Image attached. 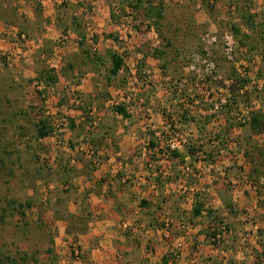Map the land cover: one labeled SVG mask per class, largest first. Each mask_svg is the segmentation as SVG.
I'll list each match as a JSON object with an SVG mask.
<instances>
[{
    "label": "rangeland",
    "instance_id": "obj_1",
    "mask_svg": "<svg viewBox=\"0 0 264 264\" xmlns=\"http://www.w3.org/2000/svg\"><path fill=\"white\" fill-rule=\"evenodd\" d=\"M148 1L157 3L160 0ZM162 1L164 18L156 23L154 17L145 19L142 16L144 11L132 9L128 0H65V4H60L56 12L61 15H46L48 18L53 17L50 22L55 27H45L48 24L46 18L39 14L37 16L40 21L37 29L33 30L27 27L25 15L22 14L24 5L18 0H0V155L3 160L0 164V256L17 258L20 264H147V261L134 256L137 247L148 244L147 237L142 236L139 241L134 238V225L128 229L131 234H121L127 230L124 228L115 231L123 237H129L125 240L117 238L112 232V243L102 240L105 231L99 234L100 237L92 234V231L99 228L100 223L96 222L103 219V214L92 211L94 199L91 200L86 193L92 189L85 181L91 172L88 160L91 157L87 154H92L95 148L91 146L93 142L103 144V133L114 145L122 139L117 133L119 129L132 128L133 125L140 129L134 136L139 141L138 148L134 152H128L125 148L121 156L125 162L133 157L138 162L119 164L129 170L127 176L130 178L124 181V170L123 174L116 176L115 183L116 187L123 186L121 189L127 192L125 197L132 205L129 209L131 212L142 197L138 196L134 187L138 183L137 168L145 165L142 158L145 143L149 138L157 140L162 136L167 111L180 117L184 112L194 114L196 123L190 124V120L185 122L182 117L186 134L191 137L193 144L204 146L205 153L211 149L215 151L209 160L220 165L221 174H215L212 170L200 174L198 170L202 172V169L197 166L199 161L193 156L192 160L197 162L190 178L192 185L197 182L199 193L208 192L211 202L217 197L210 196L209 191L213 187L219 190L217 193L221 199L229 201L233 193L245 203L246 197L241 198L237 193L241 181L236 183L231 180L236 175L235 171L243 177L248 176L250 165L244 151L249 150L255 156L257 166L264 175V132L251 137L248 126H242L237 119L234 125L227 124L224 114L212 117L216 121L208 124L207 135L201 137L195 132L196 125L202 127L212 119L203 114V111H211L210 105L215 103L207 93L212 91L214 96L226 98L230 94L227 78L233 67L238 72L242 67H247L253 80L252 86L248 87L252 93L251 98L244 97L240 101V105L246 108L245 116H250L253 111L264 112V41L260 36L264 29V0ZM76 11L79 13L76 14ZM249 14L255 16L256 33L247 29ZM125 24L130 25V28L124 30ZM8 25L19 27L36 44L27 55L21 54L19 64L14 67H7L3 58L4 50L12 47V37L4 33ZM233 26L241 27L245 33L249 31L254 34L249 40L251 52L250 47H241ZM84 34L86 37L81 46L79 41ZM94 46H97L95 52L102 59L97 65L84 52L85 49L93 51ZM228 47L234 48L233 60L226 55ZM58 49H61L63 66L58 72L53 70L58 76L57 82L46 85L41 78V71L50 68L48 60ZM110 50L125 53L128 60L139 52L143 56L136 74L147 82L143 84L141 79L135 82L140 87L137 99L143 98L144 105H135L128 119L115 112L114 106L123 104L122 94L127 91L134 74L125 64L123 70L108 82L106 74L111 66ZM207 63H212L213 68H209ZM93 71L97 74L96 80L88 79L89 82L86 74ZM77 99L79 104L75 102ZM186 101L188 105H185ZM141 113L146 116L143 118ZM40 119L47 120L52 127L56 119L67 124L61 131L40 138L36 126ZM142 119L145 120L143 123ZM233 127L236 129L232 130ZM240 128L244 130L237 134ZM219 130L222 131L219 133ZM108 142L105 140L106 145ZM260 150L263 154L259 153ZM73 158L83 161L78 163ZM260 159H263L262 163H259ZM99 160L100 157L96 156L94 161L98 164ZM179 168H172L175 174L173 177L167 174L158 180L163 185H160V197L161 191L165 193L164 197H169L166 206L172 210L171 218L175 220L180 216L181 204H185V194L179 191L175 181L180 176L182 180H189L185 174L177 176V172L181 171ZM77 175H80V179ZM203 177L204 181L200 184L198 180ZM214 179H219L220 184L217 185ZM255 181L252 182L258 185L257 195L254 198L248 196L246 205L256 203L258 207L264 208V184L261 182L260 186L258 180ZM102 183L94 184L101 187ZM144 191H147L146 188ZM154 191L158 193L157 188ZM27 202L31 204L30 207ZM235 203L238 208V202ZM21 204L26 206L23 208ZM224 211L212 220L206 219V224L214 229L216 219L227 225L231 223L227 219L233 215L230 212L224 215ZM237 211L242 215L248 214ZM250 214L245 220L239 221L258 223L261 220L255 212ZM74 215L88 217L86 233L68 231L73 225L82 226V222H77ZM161 231L162 228V239L167 241H174V235L178 234V230H172L171 237L166 239ZM183 231L187 235L195 233L186 228ZM225 231L222 242L230 233L228 229ZM249 232L242 231L246 242L249 236H245V233ZM79 235H85L89 239L87 247H91V250L98 248V253H92L88 248L82 250V246L81 257L76 258L71 245L79 241ZM176 244L171 246V251ZM126 246L132 250H127ZM24 255L27 257L26 262L21 260ZM237 264L247 263L240 261Z\"/></svg>",
    "mask_w": 264,
    "mask_h": 264
},
{
    "label": "crops",
    "instance_id": "obj_2",
    "mask_svg": "<svg viewBox=\"0 0 264 264\" xmlns=\"http://www.w3.org/2000/svg\"><path fill=\"white\" fill-rule=\"evenodd\" d=\"M65 0H18L23 6V15H25L27 27H32L33 30L37 29L38 22L40 21L39 17L37 15H44L45 21H47V25L45 27L52 28L55 27V24L50 22L53 20V17L48 18L46 15H61L56 13L58 11V7H60V4L64 5L63 3ZM100 4V1H99ZM100 9V8H99ZM82 8L80 9V12H82ZM40 11V12H39ZM49 12V13H47ZM79 11H76V14H78ZM68 15V14H66ZM44 21V22H45ZM74 38V34H72V39ZM116 51V50H114ZM94 66V65H93ZM96 70V68H94ZM121 72V71H120ZM119 72V73H120ZM89 72L86 74L87 80H96L97 74L95 71L93 73ZM228 79V78H227ZM88 80V81H89ZM90 82V81H89ZM229 83L230 81L227 80ZM226 82V83H227ZM95 95V93H94ZM186 105V104H185ZM211 110V109H210ZM77 112H80L77 110ZM205 116H211V111H203ZM92 113V110H91ZM186 113V112H185ZM142 114V113H141ZM184 114V113H183ZM121 115V114H120ZM190 115V121L195 122L197 119L194 117V114ZM122 116V115H121ZM143 118L146 116L145 114L141 115ZM131 117V116H130ZM180 126L183 130L186 131L184 119L182 120V116H178ZM194 117V118H193ZM124 118V117H123ZM129 118V117H128ZM125 118V119H128ZM167 118V115H165V119ZM221 120V119H220ZM145 121V120H144ZM142 119V122H144ZM213 121H216L214 118L211 119L210 122L204 123V126L199 127V125H196L197 128L195 129V132L197 133V136H204L208 133V124H212ZM225 121V120H224ZM166 122V120H165ZM163 123V128L164 124ZM187 122V121H185ZM220 122V121H218ZM76 123V122H75ZM196 123V122H195ZM74 124V122H72ZM77 124V123H76ZM194 124L191 126L193 127ZM141 126V125H140ZM148 124H146V127ZM143 128V126H141ZM236 128L233 127L232 130H235ZM244 129H247V127H244ZM243 128H240V131L237 134H241L244 130ZM137 131H140V129H137L135 125L132 126V128H125V129H119L118 134L122 137L120 142L116 144L111 145V140L108 137H104V133L101 136V141H103L102 145H97V143L93 142L92 147H95L92 151V154H87V156H90L91 158L89 160V164L91 167V172L87 175L85 181L86 184H89L92 189L88 190L86 193L89 195L91 200L94 199V207L92 206V211L95 214H103V219L101 221H98L96 223H100L99 228L97 230L92 231L93 235L99 236L100 233L104 232V242H114L112 239V236L115 233V236L121 240H125L129 237H123L120 233L115 232L118 228H124L123 223L127 222L129 224L128 228L125 231H122L121 234L128 233L131 234V230H128L131 226H135V233L134 238H137V241L142 238V236L147 237L148 244L144 245V247H137L138 250L134 252V256L138 257L139 260L147 261V264H160L165 256L172 255L171 252V246L174 243H178L179 241L184 242L183 247L181 248V258L175 259L176 262L170 261L168 264H233V261L237 262L245 261L247 264H264V208L258 207L256 203H252V207L249 205H246V199L248 196L256 197L257 195V189L256 187L258 185H255L252 181L254 180L253 177H251V168H253V164L249 162L250 169L248 170V176H242L241 174H237L231 179L233 182H239L241 181V184H239L237 193L240 195L241 198H245V203L241 200H238L235 194L231 193L229 197V202L225 199H221L218 196L219 190L214 189L213 187L208 189L210 192V196L214 195L216 199L211 202L209 200L208 192L205 191L204 193H199L200 188L196 184L192 185L193 183L190 182L191 176L193 174H187L181 170L180 162L181 159L178 156L171 155V158L169 160H166L162 155L166 151L163 144H165V141L163 140L162 136L156 139H148V141L145 143L144 147V156L142 158L145 160V165H141L137 168V185L134 187L136 188L138 196H142L141 199L136 203V207L130 212V208L132 205H130V201L126 199L125 196L127 192L123 191L121 187H116V176H120L124 173V170L126 174L124 173L123 179L125 181V178H130L127 176V173L129 170L124 169V167L120 166L119 164L127 162L134 163L138 162L133 156V158H129L127 162H125L123 159H121V156L123 155V151L126 148L128 152H134L137 147V144L139 141H136L135 134ZM222 131V130H221ZM218 131L219 133L221 132ZM217 132V131H216ZM212 133V132H211ZM218 133V134H219ZM263 134V133H262ZM163 135V132H162ZM220 135V136H219ZM218 136L221 137V134ZM105 140H109L108 144L106 145ZM191 143V139L189 144ZM105 144V145H104ZM159 145L155 147L154 145ZM188 144V145H189ZM154 146V147H153ZM101 149V151H100ZM179 152L182 154H186L185 157H190L191 160L193 159V156H191L190 153H187V145L182 148ZM95 154L100 157L99 163L95 164L94 160ZM197 156V155H196ZM194 156V157H196ZM86 157V156H85ZM87 158V157H86ZM125 158V157H124ZM76 160L78 163H80L83 160L80 159H72ZM73 161V162H74ZM194 165L197 161L192 160ZM172 165L176 168H179V172H177V176L180 174H185L189 180L187 179L182 180L181 176L178 181H175L177 185V188L179 189V185L181 183H184L187 185V187H195V191H188V192H182V194H185L184 200L185 204H181V211L180 216L177 217V219L171 218L172 210L167 207L166 204L169 203V197H164L163 194H165L163 191H161V197L159 193L160 185H162V182H158L160 176H168L171 178L175 174L173 173ZM101 166V167H100ZM118 166V168H116ZM198 167H200V164H197ZM104 168L105 170L103 171ZM155 168V169H154ZM200 174H204V172H201ZM205 176V175H204ZM78 179H80V175H77ZM248 177L252 178L250 180ZM263 178V175H261L257 180L259 185L261 186L260 182ZM203 178L199 179L198 181L201 184V181H204ZM220 179V178H219ZM219 179H214L215 183L219 185ZM161 180V179H160ZM255 181V180H254ZM96 182H103L102 186L96 187L94 183ZM256 182V181H255ZM120 184V182H117ZM85 184V185H86ZM142 184V187H141ZM96 188V189H95ZM144 188H146L147 191H144ZM157 188L158 193L155 194V191L153 192V189ZM171 188L173 189V186L171 185ZM176 189V187H175ZM174 190V189H173ZM152 193V194H150ZM155 194V195H154ZM176 194V193H175ZM187 194V195H186ZM202 197V199L205 201V209L202 210L201 215L194 216L193 210L195 208V202L197 201V197ZM209 200V201H208ZM107 203L105 204V202ZM146 201L148 202V205L146 207H143L141 202ZM100 202H102L100 204ZM211 204H210V203ZM238 202V208L236 206V203ZM230 203V204H229ZM244 207V210H243ZM235 208V209H234ZM246 208V209H245ZM208 209L213 213L214 215L208 212ZM240 210V212H246L248 214L238 213L237 210ZM226 210L227 212H225ZM224 211V215H227L228 212L232 214L233 216L229 217L227 219L231 223H229L227 226V229L230 230V233L228 235V238H224L225 240L222 242L219 241L218 243H215L210 238V233L213 231L212 226L210 224H206L208 218L211 220L215 216H220V212ZM248 211V212H247ZM175 212V211H174ZM256 213L259 218L261 219L258 223H252L244 222L242 223L239 220H245V217L247 218V215L250 213ZM263 212V213H261ZM262 214V215H261ZM251 215V214H250ZM164 217V218H163ZM171 218L173 223L171 227H173L172 230H178L176 235H174V241H167L162 239L160 235V228L163 227L165 218ZM128 218V219H127ZM131 218V219H129ZM126 219V220H125ZM210 222V221H209ZM255 222V221H254ZM156 228V229H155ZM184 228L188 229L189 231L195 232L193 234H185ZM243 230H250L249 233H245V236H249V242L247 244L244 243L245 237H242V231ZM124 232V233H123ZM85 236V235H84ZM82 235H79V241L81 244V247L88 248L87 250H90L92 253H96V250L98 248H95L91 250V247H87V243L89 242V239L84 237ZM100 237V236H99ZM186 237L185 239H183ZM187 239V240H186ZM139 242H137L138 244ZM102 245V242L101 244ZM112 245V244H110ZM127 250H132L130 247L126 246ZM98 253V252H97ZM96 253V254H97ZM130 253H132L130 251ZM226 256L230 261L227 263L228 259H226ZM136 257L135 260H136ZM173 257V256H172ZM174 259V258H173ZM250 262V263H249ZM137 263V261H136ZM128 264H133L132 262H129Z\"/></svg>",
    "mask_w": 264,
    "mask_h": 264
},
{
    "label": "trees",
    "instance_id": "obj_3",
    "mask_svg": "<svg viewBox=\"0 0 264 264\" xmlns=\"http://www.w3.org/2000/svg\"><path fill=\"white\" fill-rule=\"evenodd\" d=\"M129 2V6L132 9H135L138 11H144V15H142L145 19H150L152 17L156 18V23H159L163 18H164V3L162 0H160L159 2L155 3V1H148L146 2V0H128ZM136 18H138V16H136ZM246 24L248 25L249 30L253 31V33L255 32V16L254 14H249L248 18H247ZM264 26V23H263ZM233 32L235 33L236 37H238L239 39V43L241 45L242 48L245 47H250V52L252 51V47L250 46V39H252L254 37V34L251 32L249 33V31L247 33L243 32L241 27L238 26H233ZM256 33V32H255ZM264 34V29L263 31L260 32V36L261 39H263L264 41V36L262 35ZM85 34L81 36V40L79 41V43L81 44V46L84 45V40H85ZM96 41H98V39H95ZM167 43L169 44L170 41L168 40ZM86 56L89 57L90 60H92V62L95 63V65L99 64L98 62L101 61L102 59L100 57H98L97 53L93 50L90 49H85L84 50ZM94 52V53H93ZM109 56L111 58V66L108 67V71L106 74V80L108 82L112 81V78L116 77L120 71L123 70V68L125 67V60L124 58L121 56V53L118 51H114V50H110L109 51ZM247 67H245L246 69ZM246 71L249 73L248 69H246ZM41 78L43 79V81L46 83V85H51L57 82L58 80V76L55 74V72L52 69H43L41 71ZM228 80L229 82V91L230 94L227 95L226 101H224L221 105V107L214 111V104H211L210 107L212 109V113L210 114L211 118L212 117H217L220 115H225V120L227 122V124H231L234 125L233 122L234 120L237 119L238 120V116L237 113L240 112L239 108L242 106L240 105V101L243 100L244 97H246L245 99H249L251 98V91L250 89H248L249 86H252L253 84V80L252 78L248 75L244 76L241 73L238 72L237 69H235V67H233L232 72L228 75ZM256 86V85H255ZM233 102V104H230V102ZM233 105L236 106L235 109H233ZM115 108V112H117L118 114H121L122 117L124 118H128L131 116V114L129 113V111L127 110L126 106L124 104H118L114 106ZM226 110V111H225ZM236 110V111H235ZM184 121H188L190 119V115L189 112H184V114L182 115ZM246 117V116H245ZM209 118V117H208ZM239 123L242 126H248L249 127V136H255L257 134H261L264 132V112L262 111H258V112H252L250 116L246 117V121L245 122H241L239 121ZM37 130H38V136L40 138H46L48 137L51 133H52V126L48 124L47 120L45 119H40L37 122ZM51 126V127H50ZM220 136V135H219ZM155 147L159 146L154 145ZM153 146V147H154ZM257 148V147H256ZM187 153H190L191 156H196L197 160L198 158H204V160L211 162V163H215V161H210L209 158L211 156H213V154H215L214 149H211L209 151V153H205L204 152V146H196L195 144H193L192 142L187 145ZM261 154H263V151L260 150ZM172 155L174 156H178L181 160H184V156L186 155L185 153L182 154L179 151H173ZM244 155L245 158L247 157V160L249 162H251L253 164V169L251 170V177L254 178V180H257L261 175H263V172H261L260 168L257 166V161H255V156L251 155L249 150L244 151ZM97 155H95L96 158ZM3 162L2 157L0 155V164ZM263 159H260L259 163H262ZM94 163L96 164L97 162L94 161ZM229 202V201H228ZM28 207L31 206L30 203H26ZM143 207H146L148 205V202L146 201H142L141 202ZM230 204V203H229ZM25 204H21V207H25ZM205 209V201L202 199V197H197V201L195 202V208L193 210V215L194 216H199L201 215L202 210ZM208 212L210 213L211 211L208 209ZM24 214V213H23ZM213 214L214 212L210 213V215ZM74 218L77 219V222H82V226H77V225H73L71 226V228L68 230L69 232H77V233H86L87 232V224H88V217H78L77 215H74ZM218 219H216L217 222ZM215 223V222H214ZM221 223H224L223 221H221ZM219 231L215 230V231H211L210 233V238L212 239L213 242L218 243L220 239H217V233ZM221 232V231H220ZM223 238H221L222 240ZM77 241V240H76ZM79 242V241H77ZM80 250H81V245H80ZM52 252V250L50 251ZM74 254V251H73ZM173 255H168L165 256L162 260V262L160 264H168L170 261L172 262H176L172 257ZM81 257V255H80ZM21 260H23V262H26L27 257L26 255H24V257H21ZM0 264H20L19 260L17 258L11 257L9 255H7L6 257L0 256ZM24 264V263H23Z\"/></svg>",
    "mask_w": 264,
    "mask_h": 264
},
{
    "label": "built area",
    "instance_id": "obj_4",
    "mask_svg": "<svg viewBox=\"0 0 264 264\" xmlns=\"http://www.w3.org/2000/svg\"><path fill=\"white\" fill-rule=\"evenodd\" d=\"M75 1H78V0H75ZM123 28L124 30H127L130 28V25L125 24ZM4 33L12 37V41H11L12 47L5 49L3 53L4 63L7 67H14L17 64H19L21 54L27 55L31 49H34L36 47V44L26 32L22 31L17 26H13V25L6 26L4 29ZM97 49H98L97 46L93 47L94 51H96ZM60 53H61V49H58V52L55 53L54 56L50 57L48 60V64L50 68L52 70H55L56 72L60 71L63 66V59ZM226 55L229 59L233 60L235 56L234 48L228 47L226 50ZM121 56L124 58L125 64L127 65L130 72L134 74L132 78L130 79V82L128 83L127 91H125L122 94L123 100H124L123 104L126 106L129 113H133L135 110L134 109L135 105L137 104L144 105L143 98L137 99L140 87L139 85H137L138 83H136L140 79L141 81H143V84L147 82V80L143 79V77L141 76L138 77L136 74V72L139 69L140 63L142 62L143 56L141 52L136 53V55L131 60H128V57L125 55V53H121ZM207 66L209 68L210 67L213 68L212 63H207ZM212 70L213 69H211V72ZM239 72L244 76L249 74L244 67L239 69ZM211 92L212 91H209V93H207V96L210 97L211 101L215 102L213 104H214V111H216L221 107L222 103L226 101V97L214 96V94ZM75 102L76 104H79L80 101L77 99ZM187 103L188 101H186L185 104L188 105ZM245 109L246 108L241 106L239 108L240 112L237 113L238 119L241 122L246 121ZM48 114H51V112L48 111ZM166 115H167V118L164 124L165 131L163 132V135H162L163 140H166L165 144H163L166 151L163 153L162 156L166 160H169L171 158L173 151H180L182 148H184L186 145L189 144L191 137H188L185 130L181 128L178 117L172 111H167ZM66 124L67 123L65 121L63 120L60 121L59 119H56L54 121V127H53L55 130H53L52 132H55L57 130L61 131ZM198 161L200 164V169H202V172L206 170H209V171L212 170L215 174L216 173L221 174L220 165H217L216 163H209L208 161L204 160V158H198ZM193 167H194V163L190 157H185L184 160H181L180 162L181 170L187 174H192V172H194ZM261 182L264 184V175H263ZM179 189L182 192H188L189 190L192 192L195 191V187H187V185H185L184 183H181L179 185ZM256 189L258 190V187H256ZM263 195H264V191H263ZM163 221H164V224H163L161 232L164 238L169 239L172 235V230H171L172 223L169 218ZM123 227L128 228L129 224L127 222H124ZM225 229H227V226L225 223H221V221L215 222L213 231L215 230L219 231L217 233V239H220L219 241H221V238L224 237L223 235L226 232ZM185 238L186 237H184V239ZM248 242L249 241L247 242L245 241L244 243L247 244ZM183 244L184 242L179 241L176 244V247L172 248L171 252L173 253L172 255L174 257V260L180 258L181 256L180 250L183 247ZM80 245H81L80 242H77V241H74L71 245L76 258H79L81 254Z\"/></svg>",
    "mask_w": 264,
    "mask_h": 264
}]
</instances>
